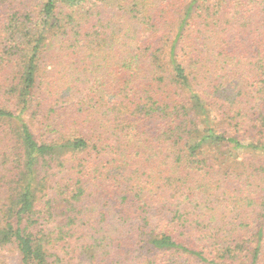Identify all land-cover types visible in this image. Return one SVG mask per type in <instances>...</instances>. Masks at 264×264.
Segmentation results:
<instances>
[{"label":"trees","instance_id":"16d2710c","mask_svg":"<svg viewBox=\"0 0 264 264\" xmlns=\"http://www.w3.org/2000/svg\"><path fill=\"white\" fill-rule=\"evenodd\" d=\"M20 264H264V0H0V247Z\"/></svg>","mask_w":264,"mask_h":264},{"label":"rangeland","instance_id":"374dc122","mask_svg":"<svg viewBox=\"0 0 264 264\" xmlns=\"http://www.w3.org/2000/svg\"><path fill=\"white\" fill-rule=\"evenodd\" d=\"M0 264H20V257L15 244L0 247Z\"/></svg>","mask_w":264,"mask_h":264}]
</instances>
